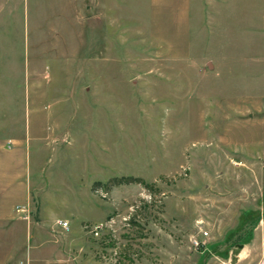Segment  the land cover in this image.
Listing matches in <instances>:
<instances>
[{
	"label": "rangeland",
	"instance_id": "374dc122",
	"mask_svg": "<svg viewBox=\"0 0 264 264\" xmlns=\"http://www.w3.org/2000/svg\"><path fill=\"white\" fill-rule=\"evenodd\" d=\"M242 57H264V0H0L17 264L234 259L264 212V93L215 101Z\"/></svg>",
	"mask_w": 264,
	"mask_h": 264
},
{
	"label": "crops",
	"instance_id": "0c3cea01",
	"mask_svg": "<svg viewBox=\"0 0 264 264\" xmlns=\"http://www.w3.org/2000/svg\"><path fill=\"white\" fill-rule=\"evenodd\" d=\"M232 61V60H230ZM241 64L238 66L230 65V67H238L240 69L241 75L239 77H231L230 80L232 81H239L242 85V88L239 90L237 88V84L231 83L226 88H215L220 90L219 92L216 91V93H224L225 96H227L229 89L231 91H234V93H238L240 95V99L244 100L246 99L244 96H246L249 92H257V93H264V57H257L256 59H245V57H242L240 60ZM257 75H255L256 73ZM252 73V76L249 74ZM254 73V74H253ZM260 73H263L260 75ZM255 75V76H253ZM231 87H236L235 90ZM246 88V89H245ZM232 93V92H231ZM230 96L224 97L223 99H215V101H222L226 102L228 101V98ZM238 97V96H237ZM6 167L3 165H0V191L2 192L0 197L5 196L4 198L8 201H11L13 197H15L16 193L15 191L9 192L10 190H16L14 187L8 188L7 182L5 181V177L3 174H5ZM18 189V188H17ZM264 213V212H263ZM257 216L255 219H253V224L250 229V231L247 234V237L242 241V243H237L235 246L239 247L238 253L233 256L229 255V251L225 250L224 252H220L217 249V245L210 246V252L217 251L216 257L220 259V262H210L209 264H259L257 260V254L263 253L264 254V214ZM244 219H240V224L243 222ZM262 241V247L261 240ZM257 246L256 251L253 250V248L250 250V247L252 245ZM17 245L12 244L10 241H5L0 243V264H17L18 261V250ZM29 264H34V262H29Z\"/></svg>",
	"mask_w": 264,
	"mask_h": 264
},
{
	"label": "built area",
	"instance_id": "2783aa9c",
	"mask_svg": "<svg viewBox=\"0 0 264 264\" xmlns=\"http://www.w3.org/2000/svg\"><path fill=\"white\" fill-rule=\"evenodd\" d=\"M263 170H264V163H263ZM63 226H67V223L65 222V223L63 224ZM203 236H204V237H207V236H208V233H207V232H204V233H203ZM195 245H196L197 247H201V246H202V243H199L198 241H195Z\"/></svg>",
	"mask_w": 264,
	"mask_h": 264
}]
</instances>
